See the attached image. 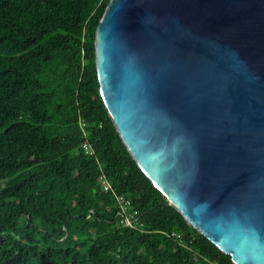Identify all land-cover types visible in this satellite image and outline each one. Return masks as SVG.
I'll list each match as a JSON object with an SVG mask.
<instances>
[{
  "label": "trees",
  "instance_id": "1",
  "mask_svg": "<svg viewBox=\"0 0 264 264\" xmlns=\"http://www.w3.org/2000/svg\"><path fill=\"white\" fill-rule=\"evenodd\" d=\"M110 1L0 0V264H235L162 204L109 115L95 41Z\"/></svg>",
  "mask_w": 264,
  "mask_h": 264
},
{
  "label": "water",
  "instance_id": "2",
  "mask_svg": "<svg viewBox=\"0 0 264 264\" xmlns=\"http://www.w3.org/2000/svg\"><path fill=\"white\" fill-rule=\"evenodd\" d=\"M100 93L123 142L235 264H264V0H111Z\"/></svg>",
  "mask_w": 264,
  "mask_h": 264
},
{
  "label": "built area",
  "instance_id": "3",
  "mask_svg": "<svg viewBox=\"0 0 264 264\" xmlns=\"http://www.w3.org/2000/svg\"><path fill=\"white\" fill-rule=\"evenodd\" d=\"M85 126H86L85 122L83 120H80V127L83 130L84 134L86 135ZM83 149L85 150V152L87 154L94 155V153H95L91 144L88 141H86L83 144ZM100 182H101L103 190L105 192H111L112 191L114 193L115 198H116V200L120 206V209L122 211V214H123L122 223L126 226L136 227L137 221H138V218H137L138 212L132 210L131 200L128 199L125 195L114 191L111 183L109 182V180L107 179V177L104 173H102L100 176ZM174 235L179 237L178 234L172 233V236H174Z\"/></svg>",
  "mask_w": 264,
  "mask_h": 264
}]
</instances>
